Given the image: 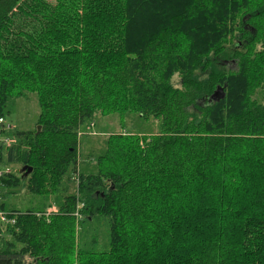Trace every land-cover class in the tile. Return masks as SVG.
I'll return each mask as SVG.
<instances>
[{
  "label": "trees",
  "instance_id": "1",
  "mask_svg": "<svg viewBox=\"0 0 264 264\" xmlns=\"http://www.w3.org/2000/svg\"><path fill=\"white\" fill-rule=\"evenodd\" d=\"M263 83L264 0H0V116L39 106L0 151L31 172L0 186L62 192L55 213L7 211L0 264H264ZM128 111L158 131L108 134L67 193L80 129ZM96 218L101 249L78 229Z\"/></svg>",
  "mask_w": 264,
  "mask_h": 264
},
{
  "label": "rangeland",
  "instance_id": "2",
  "mask_svg": "<svg viewBox=\"0 0 264 264\" xmlns=\"http://www.w3.org/2000/svg\"><path fill=\"white\" fill-rule=\"evenodd\" d=\"M47 1L53 2L54 0ZM226 64L227 66L231 65L233 67L232 62H226ZM176 80L177 78L174 77V81ZM220 92L221 90L218 95ZM257 93L256 97L258 100L264 103V83ZM4 113L5 117H3L6 119V123L11 125V130H33L36 126L39 113L36 94L30 92L25 96L10 97L6 103ZM158 129L159 120L153 117L144 118L135 112H116L108 115H100L99 113H96L92 122L89 125L83 126L79 131L77 172L74 173L72 170L69 171L66 175L68 180L64 179L67 193H76V178L78 172L88 174L97 171L96 161L105 150L108 134L125 132L137 135H152L155 134ZM3 165L5 164L3 163ZM6 166L11 169V173H17L20 167V165L16 163H8ZM61 196V190L54 194L50 193L42 196L29 193L25 188L24 180L20 179L17 186L5 188L0 186V206L3 204L4 209H0V211L7 215V211L10 210L23 211L29 208L34 210L44 209L45 212L50 207L57 210V203L61 201ZM78 229L80 230V234H82V232L84 234L82 238L85 236L89 243L92 236L95 235L97 243H99L97 246L98 249H101V245L106 243L105 233L107 227L104 218L92 219L90 223H85L84 226L80 225ZM85 230H88L87 234ZM24 264H31V259L26 257Z\"/></svg>",
  "mask_w": 264,
  "mask_h": 264
},
{
  "label": "built area",
  "instance_id": "3",
  "mask_svg": "<svg viewBox=\"0 0 264 264\" xmlns=\"http://www.w3.org/2000/svg\"><path fill=\"white\" fill-rule=\"evenodd\" d=\"M6 119L3 116H0V151L1 147L9 146L14 142V138L11 136L6 135V132L11 130V125L6 123ZM3 133H5V136H3ZM11 169L3 165V163L0 161V176L5 173H10ZM57 212L56 209H53L50 207L45 212L46 214L55 213ZM10 222V220L6 217V214L0 211V223Z\"/></svg>",
  "mask_w": 264,
  "mask_h": 264
},
{
  "label": "water",
  "instance_id": "4",
  "mask_svg": "<svg viewBox=\"0 0 264 264\" xmlns=\"http://www.w3.org/2000/svg\"><path fill=\"white\" fill-rule=\"evenodd\" d=\"M220 90H221L220 87L217 86L216 89L214 90V92L212 93V95L209 98H207V101L210 102L211 100L217 99L219 96L218 93ZM39 129H40V126L38 125L37 130H39ZM18 171L24 172V174L27 175L28 173L31 172V167H27L24 165L20 169H18Z\"/></svg>",
  "mask_w": 264,
  "mask_h": 264
}]
</instances>
